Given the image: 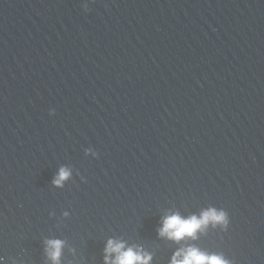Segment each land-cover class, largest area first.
I'll return each instance as SVG.
<instances>
[{
    "label": "water",
    "instance_id": "water-1",
    "mask_svg": "<svg viewBox=\"0 0 264 264\" xmlns=\"http://www.w3.org/2000/svg\"><path fill=\"white\" fill-rule=\"evenodd\" d=\"M210 208L227 225L159 234ZM49 240L264 264V0H0V264Z\"/></svg>",
    "mask_w": 264,
    "mask_h": 264
},
{
    "label": "clouds",
    "instance_id": "clouds-1",
    "mask_svg": "<svg viewBox=\"0 0 264 264\" xmlns=\"http://www.w3.org/2000/svg\"><path fill=\"white\" fill-rule=\"evenodd\" d=\"M70 176V170L61 167L57 176L53 180L56 186H62L63 182ZM209 223L227 225V217L223 211L210 208L202 211L200 216L191 215L187 218L181 217L178 213L166 216L163 219V226L159 230L161 236H167L177 242L184 238H197V233L205 229ZM62 241L49 240L48 254L54 264H58L61 255ZM122 242L109 240L105 249L106 254L116 253V259L109 262L108 255L105 256L106 264H149L151 259L148 255H143L132 248L124 250ZM171 264H231L222 254H209L195 246L181 249L175 253Z\"/></svg>",
    "mask_w": 264,
    "mask_h": 264
}]
</instances>
